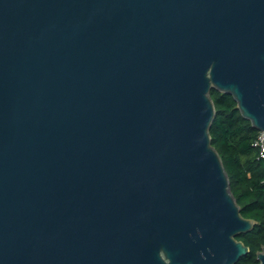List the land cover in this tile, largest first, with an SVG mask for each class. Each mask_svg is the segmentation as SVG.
Returning <instances> with one entry per match:
<instances>
[{"label": "water", "instance_id": "water-1", "mask_svg": "<svg viewBox=\"0 0 264 264\" xmlns=\"http://www.w3.org/2000/svg\"><path fill=\"white\" fill-rule=\"evenodd\" d=\"M211 89L264 146V0H0V264H236Z\"/></svg>", "mask_w": 264, "mask_h": 264}, {"label": "trees", "instance_id": "trees-1", "mask_svg": "<svg viewBox=\"0 0 264 264\" xmlns=\"http://www.w3.org/2000/svg\"><path fill=\"white\" fill-rule=\"evenodd\" d=\"M215 115L209 128L211 146L218 153L229 181L239 213L256 222L247 234L236 240L248 247V253L236 264H258L255 254L264 245V153L258 142L260 132L242 118L227 94L210 90Z\"/></svg>", "mask_w": 264, "mask_h": 264}, {"label": "built area", "instance_id": "built-area-1", "mask_svg": "<svg viewBox=\"0 0 264 264\" xmlns=\"http://www.w3.org/2000/svg\"><path fill=\"white\" fill-rule=\"evenodd\" d=\"M258 142L261 148V152H260V157L263 158V153H264V146L262 145V137L261 135L258 137Z\"/></svg>", "mask_w": 264, "mask_h": 264}]
</instances>
